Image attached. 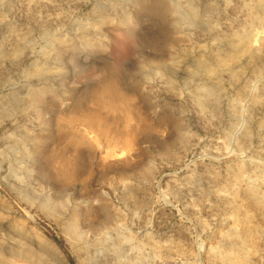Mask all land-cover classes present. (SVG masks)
I'll use <instances>...</instances> for the list:
<instances>
[{"label": "rangeland", "instance_id": "obj_1", "mask_svg": "<svg viewBox=\"0 0 264 264\" xmlns=\"http://www.w3.org/2000/svg\"><path fill=\"white\" fill-rule=\"evenodd\" d=\"M0 264H264V0H0Z\"/></svg>", "mask_w": 264, "mask_h": 264}, {"label": "bare ground", "instance_id": "obj_2", "mask_svg": "<svg viewBox=\"0 0 264 264\" xmlns=\"http://www.w3.org/2000/svg\"><path fill=\"white\" fill-rule=\"evenodd\" d=\"M109 82V81H108ZM122 89L120 88L119 91ZM119 91L116 88V85L113 83H109L107 85H103L100 87V90L95 94L94 99L97 101L98 105L102 108L108 109L110 111H114L118 109V101H124L126 100L127 95H123L119 93ZM123 92V91H122ZM129 102V101H128ZM122 104V103H121ZM121 106V105H119ZM122 110V108H121ZM101 121V120H100ZM92 124H97L99 126V122L96 120L91 119ZM90 122V123H91ZM102 122V121H101ZM90 124V125H92ZM89 125V124H88ZM92 125V126H93ZM100 127V126H99ZM102 127V126H101ZM101 129V128H100ZM76 139V138H75ZM74 140V139H73ZM79 140V139H78ZM74 144V142H71ZM75 145V144H74ZM78 146V145H77ZM64 160V159H63ZM62 163V162H61Z\"/></svg>", "mask_w": 264, "mask_h": 264}]
</instances>
